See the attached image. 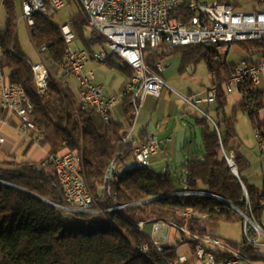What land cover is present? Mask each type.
Returning <instances> with one entry per match:
<instances>
[{
  "label": "trees",
  "instance_id": "obj_1",
  "mask_svg": "<svg viewBox=\"0 0 264 264\" xmlns=\"http://www.w3.org/2000/svg\"><path fill=\"white\" fill-rule=\"evenodd\" d=\"M1 2L5 11L4 28L0 30L1 68L7 82L25 91L32 106L30 121L42 137L41 144L48 147V156L64 152L78 155L79 173L94 203L90 212L67 210L47 158L40 162H17L14 156L0 159V264H171L179 258L178 250L183 245L177 243L173 248L157 252L138 224H182L183 213L190 212L188 229L199 237L209 235L205 222L244 225L238 213L209 195L225 200L260 226L264 194L249 184L246 173L250 163L231 142L236 138L238 109L247 114L264 151V92L254 91L250 83L240 86V93L247 91L253 96L256 109L249 111L241 101L229 117L225 115L227 99L219 93L215 102L217 124L216 121L211 124L207 118L195 120L196 126L202 128V154L179 164L177 183L173 178L176 173L171 172L170 166L164 173L148 167L122 166L103 191L104 176L111 161L122 154V163H126L139 145L134 138L128 143L122 142L134 121L131 99L123 101L124 124L113 117L105 122L100 115L82 110L56 71L63 65L65 53L58 26L35 16L29 38L48 67L46 88L38 93L33 85L32 64L18 41L15 4L12 0ZM220 4L238 7L233 0H215V5ZM172 16L187 24L194 14L183 7ZM68 21L80 47L90 56L102 47L93 35L85 36V23L79 13L70 16ZM238 45L249 57L264 60V41ZM216 53L206 46H193L178 48L166 55L148 51L144 60L151 68L171 55L179 56L182 66L202 61L211 76V85L220 86L230 78L236 64L216 60ZM242 60L253 63L249 58ZM105 66L127 78L132 75L130 68L113 54L108 55ZM231 154L236 174L227 163ZM258 237L255 229L247 224L241 243L224 242L235 249L240 247L242 256L250 263L264 264V255L257 247L261 238ZM198 243L188 241L191 249ZM144 247L148 249L144 251ZM214 254L221 260L230 258L220 251Z\"/></svg>",
  "mask_w": 264,
  "mask_h": 264
},
{
  "label": "built area",
  "instance_id": "obj_2",
  "mask_svg": "<svg viewBox=\"0 0 264 264\" xmlns=\"http://www.w3.org/2000/svg\"><path fill=\"white\" fill-rule=\"evenodd\" d=\"M256 7L250 12H242L232 4L208 5L202 0H71L77 12L82 16L86 31L101 42L102 47L91 56L77 46V36L72 24L67 21L60 25L65 32L64 45H72V54L64 53V63L59 67L62 84L82 110L100 115L108 122L118 108H122L124 99H131L134 121L122 138L123 144L128 143L133 136L135 125L146 98H160L165 87L162 79L163 62H157L148 67L145 57L148 51L157 55H166L175 49L193 46H206L211 49H221L238 43L264 41V0H252ZM22 10V22L28 35L35 26L37 9H45L44 18L57 15L66 7V0H19ZM239 8L241 7L238 3ZM185 7L194 14L187 24H183L172 14ZM113 54L121 63L132 71L131 77L117 94H107L103 85L96 82L93 71L87 70V64L92 62L104 66L108 55ZM33 85L38 93H42L47 82H36V74L48 73L46 64L41 62L32 65ZM264 72V60L257 63L241 60L236 63L230 78L220 86L210 85L206 90V103L213 105L219 93L227 98L233 92L239 93L241 100L249 111H255L256 103L247 91L239 92V87L250 83L254 91L260 84V75ZM76 81L74 89L68 78ZM189 106L197 109L203 102L198 97L191 96L184 100ZM0 108L10 116L20 120V132L23 135L35 132L36 144H41L42 137L30 121L29 113L32 106L25 91L7 82L1 68L0 48ZM215 126V124H213ZM260 140L258 134L255 135ZM3 138H0V143ZM262 149V147H261ZM160 150L159 143L152 138L139 144L131 155L133 167L149 166ZM263 150V149H262ZM123 155H117V165L109 181H104V191L113 177L117 176L123 166ZM47 160L52 166L58 180L63 201L71 212H90L94 200L83 177L80 175V160L76 153L64 152L59 155H49ZM230 170L236 174L234 156L227 158ZM183 223L155 222L138 227L145 231L151 244L157 252L173 248L177 243L189 245V240L199 241L192 249L191 264H241L249 263L241 249L233 248L226 242L210 235L197 236L188 229L190 212L183 213ZM244 235H246L245 221ZM254 228V227H253ZM259 237L263 234L259 228H254ZM258 237V238H259ZM148 247H144L146 251ZM214 251L230 255L226 260L219 259ZM186 256L171 264H189Z\"/></svg>",
  "mask_w": 264,
  "mask_h": 264
},
{
  "label": "rangeland",
  "instance_id": "obj_3",
  "mask_svg": "<svg viewBox=\"0 0 264 264\" xmlns=\"http://www.w3.org/2000/svg\"><path fill=\"white\" fill-rule=\"evenodd\" d=\"M206 2L208 5H214L215 0H202ZM238 3L241 7L238 9L242 12H250L256 4L252 0H233ZM16 14L18 17L19 14V3H16L15 6ZM78 14L76 7L71 4V0H66V7L64 10L57 13L51 17V22L59 26L62 23L68 21L69 17L72 15ZM5 23V11L2 6V2L0 0V30L4 28ZM89 34L86 32L85 36ZM17 37L19 44L31 62L32 65H36L41 62L39 54L34 49L27 29L23 22L17 23ZM77 46H81L80 41L76 43ZM216 60L227 61L229 63H238L242 60V58H248V54L245 53L241 49L238 44H234L232 46H224L221 49L215 50ZM89 69L95 72L96 78L100 82H106V85L111 84V89L117 93L119 88L121 87L124 76L120 74L118 71L109 68L107 66H100L92 63L89 66ZM72 87L76 89L77 83L74 79L68 78ZM162 79L164 82V89L161 98L152 99V104L149 105V109H141L139 115V123L137 125L136 132L140 126L142 118L145 116V111H148V114L151 115L150 122L148 124L149 132L155 133V137L157 138L155 141L159 143L161 149L159 150L157 156H155L150 165L149 169L156 173H164L166 168L170 166L171 172L176 173L174 175V181L177 183V177L180 174L179 162L175 161L172 153L170 152L169 140H164L163 137L168 138L171 137L172 132L176 128H181L186 132V143L185 148L188 147V144L192 142V152L197 155L202 154L201 148V129L196 126L195 120L199 118V111L202 108L208 107L206 104V94L205 88L209 86L211 81V76L208 73L206 65L204 62H195L188 63L184 66L181 65L180 57L177 55L168 56L163 60V71H162ZM192 93L197 95L199 99L203 100L204 103L198 104L197 109L188 106V104L184 101V98H187L188 93ZM106 93V92H105ZM157 103V107H156ZM206 104V106H203ZM236 106L235 102L231 99L228 100V105L225 109V115L231 116L233 112V108ZM208 108L213 109V106H209ZM166 129H168L169 133H165ZM2 132L9 136L13 137V134H10V131L7 129L2 130ZM235 132L237 136V132H240L242 137L252 138L254 134L252 133L251 126L246 114H243L240 110L236 109V125ZM255 139V137H254ZM196 140V141H195ZM199 143V147H196V143ZM191 150V149H189ZM127 166L131 167V163ZM251 167V166H250ZM246 176L249 181V177H256L254 171L249 168ZM261 176V175H259ZM263 178V177H262ZM261 178V179H262ZM253 180V179H252ZM251 181V180H250ZM250 184V183H249ZM261 221L259 222L260 226L264 227V212L261 214ZM249 224V223H248ZM250 225V224H249ZM253 227V226H252ZM146 233L150 232L149 227L145 228ZM243 231L244 225L240 223L236 224H221L218 229V236L220 238L226 239L228 241L234 243H241L243 239ZM184 247L188 248L189 245H184ZM257 247L260 249L264 247V234L261 235V238L257 241ZM185 248V249H186ZM185 249L179 250V255H186ZM191 249V248H190ZM241 264H245L241 262Z\"/></svg>",
  "mask_w": 264,
  "mask_h": 264
},
{
  "label": "crops",
  "instance_id": "obj_4",
  "mask_svg": "<svg viewBox=\"0 0 264 264\" xmlns=\"http://www.w3.org/2000/svg\"><path fill=\"white\" fill-rule=\"evenodd\" d=\"M248 58L253 63H257L260 61L258 59V56L248 57ZM40 59H42V58L40 57ZM242 59H244V58H242ZM91 64H92V62H89L87 64V70H89V71H92L89 69V66ZM47 69H48V67H47ZM56 71L59 73V69L58 70L56 69ZM94 74H95V72H94ZM123 76H124V81H123L121 87L119 88V91L121 90V88L123 87V85L125 84V82L127 80V77L125 75H123ZM96 82L100 85H103L104 92H106L107 94L119 93V91L117 93H115L111 89L110 83L108 85H106V82H103V81L100 82L97 78H96ZM210 85H211V83L209 84V86ZM209 86H207L204 90H206ZM256 90L258 92H264V72H262L260 75V84ZM161 96H162V94H161ZM161 96H160V98H161ZM191 96L198 97L197 95H194L190 92L187 94L186 97L188 98ZM152 99L153 98H150V97L146 98L143 102L142 108L143 109H146V108L149 109V105L152 104V101H151ZM185 99L186 98H184V100ZM226 99H227V105H228L229 99L233 100L235 102L236 106H238L242 101L239 93H237V92H233ZM202 103H204V102H201L200 104H202ZM263 103H264V96H263ZM206 104H203V106H206ZM207 105H208V107L213 106V109L208 108V107H206V108L203 107L201 111L198 110L199 118H197V119L207 118V120L211 123V122L216 121L215 104H213V105L207 104ZM156 107H157V103H156ZM242 113L246 114L244 112H242ZM144 115L145 116L142 118V121H141L140 126L138 128V131L136 132L137 125L139 123V117H138L136 125H135V130H134V133L132 136V138L136 139L137 143H139V144H141L142 142H144V140H146L148 138H152L153 140L157 139L155 137L156 132H154V134H153L152 132H149V130H148V127H149L148 124L150 122L151 115L148 114V111L147 112L145 111ZM246 116H247V114H246ZM112 117L114 118V120L124 124L122 108H118L114 112ZM247 118H248V116H247ZM216 124H217V121H216ZM125 128H126V126H125ZM4 129L9 130L10 134H13V137L10 138L9 136L5 135L2 132V130H4ZM200 129L202 132L201 127H200ZM251 130H252V133L254 134V137H255L254 130L252 128H251ZM165 131H166L165 133L168 134L170 130L168 131V129H166ZM168 135H167V137L165 136V138L163 137V139L169 140L170 152L172 153L173 158H175V161L181 163L182 161H184L186 159H196L200 156V154L195 156L196 154L192 152V150H193L192 149V142H190L188 144V147L185 148L186 132H184V130H182L181 128H176L172 132V135L170 138H168L169 137ZM34 137H35V135L32 133H29L28 135L21 134V132H20V120L16 116L7 115L4 112L2 114H0V138H3V142L0 143V159H6L8 156H14L17 162H22V161L40 162L41 160L42 161L45 160L48 156L49 149H48V147H45L42 144H36ZM254 137H253V139L242 137L240 132H237V136L231 142V145L239 150L241 155L250 163L251 171L253 170L254 173L256 174V177H251V178L249 177L250 185L254 186L255 188H257L259 191L263 192V194H264V151L259 146V143H258L256 137H255V139H254ZM195 143H196V147L197 146L199 147V143L198 142H195ZM160 149H161V147H160ZM189 149H191V150H189ZM130 163H131V167H132L133 164H132L131 159L129 161H127L126 163H124L123 166L124 167H130V166H127ZM259 175H261V176H259ZM261 205L264 207V196H263V199L261 200ZM263 212H264V209H263ZM204 225H205V228L207 229V232L209 235L215 236L222 241H228V240L220 238L218 236V229H219L218 224L205 222ZM244 227H245V222H244ZM258 227L262 230V232L264 234V227L263 226H258ZM243 234H244V231H243ZM185 248L186 247L181 246L179 248V250H182ZM179 250H178V255H179ZM258 251L264 255V247L261 249L258 247ZM185 253H186V255H184V256H186L189 259L188 263L189 264L193 263L194 261L191 257L192 256V249H190V247L186 248ZM179 256H182V255H179ZM245 264H253V263L249 262V263H245Z\"/></svg>",
  "mask_w": 264,
  "mask_h": 264
},
{
  "label": "bare ground",
  "instance_id": "obj_5",
  "mask_svg": "<svg viewBox=\"0 0 264 264\" xmlns=\"http://www.w3.org/2000/svg\"><path fill=\"white\" fill-rule=\"evenodd\" d=\"M16 6V3H19V14L17 17V23L22 22V10L19 0H12ZM17 15V14H16ZM37 16H45V9H37ZM48 23L51 22V18H44ZM58 29L60 31L61 40L65 41V32L63 29H61L60 25L58 26ZM65 54H72V45H65ZM48 79V73H38L36 74V82H47ZM21 88V87H19ZM29 100V99H28ZM117 165V155L115 158L111 161L109 168L104 176V181H109V174H113V169H115V166ZM135 168H146L149 166L146 165H138L134 166ZM102 190L104 191V185L102 187Z\"/></svg>",
  "mask_w": 264,
  "mask_h": 264
},
{
  "label": "water",
  "instance_id": "obj_6",
  "mask_svg": "<svg viewBox=\"0 0 264 264\" xmlns=\"http://www.w3.org/2000/svg\"><path fill=\"white\" fill-rule=\"evenodd\" d=\"M207 50H211L210 47H207ZM210 197L222 202L223 204L229 206L231 209H233V211H235L236 213H238L245 221H247L251 226H253L254 228L259 229V227L257 225L254 224L253 221H251L248 216L245 213H242L241 211H239L238 209H236L233 205L229 204L228 202H226L225 200L221 199L220 197L217 196H211Z\"/></svg>",
  "mask_w": 264,
  "mask_h": 264
}]
</instances>
